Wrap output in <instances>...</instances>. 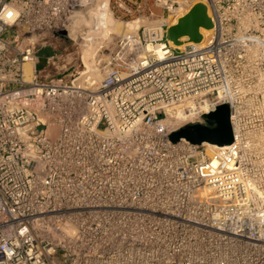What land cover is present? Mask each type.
<instances>
[{"label": "built area", "instance_id": "1", "mask_svg": "<svg viewBox=\"0 0 264 264\" xmlns=\"http://www.w3.org/2000/svg\"><path fill=\"white\" fill-rule=\"evenodd\" d=\"M94 1L0 0V264H264V92L234 87L264 63V0H108L127 31L97 82L67 47ZM199 3L213 34L173 50ZM222 104L232 145L170 141Z\"/></svg>", "mask_w": 264, "mask_h": 264}, {"label": "water", "instance_id": "2", "mask_svg": "<svg viewBox=\"0 0 264 264\" xmlns=\"http://www.w3.org/2000/svg\"><path fill=\"white\" fill-rule=\"evenodd\" d=\"M213 28L208 17L205 5L199 3L191 11L182 17L177 25L171 27L168 32L170 41L180 46L182 38H189L190 42L198 44L203 40L201 29ZM202 123H192L181 127L170 135V141L177 143L185 140L190 144L202 146L211 145L220 148L230 146L234 142L230 121V106L222 104L217 109L203 116Z\"/></svg>", "mask_w": 264, "mask_h": 264}, {"label": "rangeland", "instance_id": "3", "mask_svg": "<svg viewBox=\"0 0 264 264\" xmlns=\"http://www.w3.org/2000/svg\"><path fill=\"white\" fill-rule=\"evenodd\" d=\"M94 1L93 3L88 4L84 9H82L78 17L76 18V23L73 26L74 32H72V42L68 43V52L71 56L68 57V61L72 63L76 68H80L81 57L85 50H87L96 39V23L101 16L100 10L104 9L105 2L102 0ZM91 12H87V11ZM116 27H122V30L119 32H113L111 35L109 34L108 41L102 42V52L93 56L94 57V68L97 72L96 76H99L100 80H102V75L98 71L99 60L102 59L105 61L108 51H107V43L118 35H121L127 31L125 25L117 21L112 17ZM119 24V26H118ZM122 24V25H120ZM111 32V31H110ZM209 35L208 37H210ZM173 50L177 51L178 47L173 46ZM52 54L51 50L44 49L38 54L39 63L37 65V69L41 70L45 68L46 59ZM240 76H242V81L235 83L234 87L237 92L241 93H258L264 92V63L261 65L259 63H244L243 67L240 70ZM176 107V106H175ZM173 107V108H175ZM172 108V109H173ZM171 117V118H170ZM175 117L173 118L171 114L168 116V123L177 126H183L185 118Z\"/></svg>", "mask_w": 264, "mask_h": 264}, {"label": "bare ground", "instance_id": "4", "mask_svg": "<svg viewBox=\"0 0 264 264\" xmlns=\"http://www.w3.org/2000/svg\"><path fill=\"white\" fill-rule=\"evenodd\" d=\"M97 3H99V0H95ZM105 2V6L103 10H100L101 12V16L99 18V20L96 23V39L94 40V43L83 52L82 57H81V64H80V68L77 67L76 71L78 72V75H80V79H92V81H99L100 78L99 76H96V74L98 73L94 68L96 67V65L94 66V57L95 55L99 54L100 52H102V42H106L108 41L109 38V34L111 35L113 32H119L120 30H122V27H116L117 25H115L114 21L112 20V15H111V10L109 8V1L108 0H102ZM87 12H91L90 10ZM92 13V12H91ZM186 13V12H185ZM170 23L172 25H174L176 23V19H172L170 21ZM122 25V24H120ZM124 25V24H123ZM131 25H129L130 27ZM127 29V28H126ZM111 31V32H110ZM113 31V32H112ZM201 34L203 35V40L201 43H198V46H203L204 43L206 42V39L209 35H212L214 32V29H201L200 30ZM120 33V32H119ZM73 34V33H72ZM72 34H70L71 37V41H72ZM183 42H186V39L182 40ZM163 45H158L156 47L153 48V50L155 51V53L159 56V57H163L164 55V47H162ZM173 46H176L173 44ZM179 47L180 49H184L185 45H180V46H176ZM163 59V58H162ZM26 69V73L28 75V77L31 75V71L33 69L32 65L27 64L25 66ZM97 72V73H96ZM98 75V74H97ZM30 79V78H28ZM223 94L220 93L219 95V99H223ZM185 109L186 106L185 105H179L176 106L173 109L169 110V115L171 114V116L173 118L175 117H180V118H184L185 117ZM171 118V117H170ZM179 118V119H180ZM168 119H167V123H168ZM209 148H213V149H221L218 146H211V145H205Z\"/></svg>", "mask_w": 264, "mask_h": 264}]
</instances>
